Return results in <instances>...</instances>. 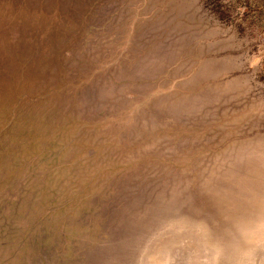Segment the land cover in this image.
Masks as SVG:
<instances>
[{
    "label": "rangeland",
    "instance_id": "rangeland-1",
    "mask_svg": "<svg viewBox=\"0 0 264 264\" xmlns=\"http://www.w3.org/2000/svg\"><path fill=\"white\" fill-rule=\"evenodd\" d=\"M173 256L264 264V0H0V264Z\"/></svg>",
    "mask_w": 264,
    "mask_h": 264
},
{
    "label": "water",
    "instance_id": "water-1",
    "mask_svg": "<svg viewBox=\"0 0 264 264\" xmlns=\"http://www.w3.org/2000/svg\"><path fill=\"white\" fill-rule=\"evenodd\" d=\"M178 243H179V242H175V243L172 245V247H171L172 251H174V252H175V251L180 252L181 250L184 251V247H181L180 244H178ZM179 260H180V257H178V256H173V261L171 262V264H178Z\"/></svg>",
    "mask_w": 264,
    "mask_h": 264
}]
</instances>
